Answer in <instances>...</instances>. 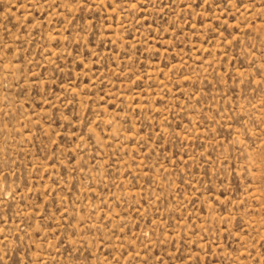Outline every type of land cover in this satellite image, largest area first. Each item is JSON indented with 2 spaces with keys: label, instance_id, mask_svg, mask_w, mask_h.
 Here are the masks:
<instances>
[{
  "label": "rangeland",
  "instance_id": "374dc122",
  "mask_svg": "<svg viewBox=\"0 0 264 264\" xmlns=\"http://www.w3.org/2000/svg\"><path fill=\"white\" fill-rule=\"evenodd\" d=\"M0 264H264V0H0Z\"/></svg>",
  "mask_w": 264,
  "mask_h": 264
}]
</instances>
